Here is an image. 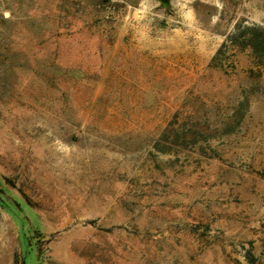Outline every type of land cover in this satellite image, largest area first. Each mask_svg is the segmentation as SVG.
Instances as JSON below:
<instances>
[{
    "label": "rangeland",
    "instance_id": "1",
    "mask_svg": "<svg viewBox=\"0 0 264 264\" xmlns=\"http://www.w3.org/2000/svg\"><path fill=\"white\" fill-rule=\"evenodd\" d=\"M0 264H264V0H0Z\"/></svg>",
    "mask_w": 264,
    "mask_h": 264
},
{
    "label": "crops",
    "instance_id": "2",
    "mask_svg": "<svg viewBox=\"0 0 264 264\" xmlns=\"http://www.w3.org/2000/svg\"><path fill=\"white\" fill-rule=\"evenodd\" d=\"M121 1H125V2H135V1H140V0H121Z\"/></svg>",
    "mask_w": 264,
    "mask_h": 264
},
{
    "label": "built area",
    "instance_id": "3",
    "mask_svg": "<svg viewBox=\"0 0 264 264\" xmlns=\"http://www.w3.org/2000/svg\"><path fill=\"white\" fill-rule=\"evenodd\" d=\"M111 2H120L121 0H110Z\"/></svg>",
    "mask_w": 264,
    "mask_h": 264
},
{
    "label": "trees",
    "instance_id": "4",
    "mask_svg": "<svg viewBox=\"0 0 264 264\" xmlns=\"http://www.w3.org/2000/svg\"><path fill=\"white\" fill-rule=\"evenodd\" d=\"M219 54V53H218Z\"/></svg>",
    "mask_w": 264,
    "mask_h": 264
}]
</instances>
